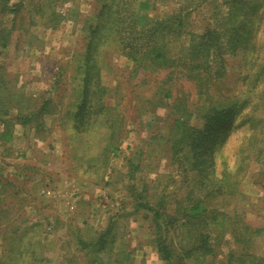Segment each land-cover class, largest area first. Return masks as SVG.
Segmentation results:
<instances>
[{
	"label": "rangeland",
	"instance_id": "374dc122",
	"mask_svg": "<svg viewBox=\"0 0 264 264\" xmlns=\"http://www.w3.org/2000/svg\"><path fill=\"white\" fill-rule=\"evenodd\" d=\"M20 1L0 0L7 44L0 45V112L7 122L0 127V264H229L231 252L264 257V231L253 235L245 227H264V20L260 54L249 53V64L224 56V74L211 87L179 70L137 69L115 43L103 45L96 54L101 71L91 80L99 93L90 91L91 101L82 104L91 30L108 0H54L39 13L33 10L41 0ZM146 1L149 20L184 22L172 45L177 55L191 34L225 30L222 17L233 3ZM226 95L248 104L209 126L204 157L193 150L184 160L185 152L172 147L181 136L177 121L206 129L204 111ZM195 162L200 167L191 169ZM226 173L219 190L215 178ZM132 190L152 208L140 206ZM77 202L80 209H71ZM54 219L65 225L53 231ZM66 230L68 238L53 237ZM103 232L110 245H92Z\"/></svg>",
	"mask_w": 264,
	"mask_h": 264
},
{
	"label": "trees",
	"instance_id": "16d2710c",
	"mask_svg": "<svg viewBox=\"0 0 264 264\" xmlns=\"http://www.w3.org/2000/svg\"><path fill=\"white\" fill-rule=\"evenodd\" d=\"M22 1L18 3V6H21ZM53 1L41 0L40 3L38 2L39 7L33 11L43 12L41 10L43 6H51ZM263 2L264 0H237V2L233 0V3L228 6L227 14L222 17V23L227 25L225 30L221 31L215 26L208 29L204 35L191 34L186 52L183 55H177L172 45L183 33L184 22L181 17L149 20L147 17L150 16L143 11L149 8V2L146 0H108L103 5L97 24L91 30L92 37L88 45L86 59L87 75L85 81L87 85L82 104L91 98L90 91L92 94L93 92L99 93V89L91 83L93 76L99 75V71H101V68L98 67L99 59L96 58V54L103 45L112 43H115L124 55L135 63L137 69H166L170 70V73L179 70L181 75L184 74L182 72H185L188 79H191L200 88L215 86L217 79L224 74V69L219 66L218 62L224 56H239L243 58L244 63L249 64V53L252 55L260 54L262 47L257 44V36L264 20V10H261L264 5ZM14 12L16 13V10ZM13 19L15 20V18ZM2 29L3 23L1 22L0 30ZM225 34L226 36H224ZM0 45L1 47L7 45L2 42L1 37ZM136 73L138 72L136 71ZM2 80L5 79L2 78ZM88 82L90 86H88ZM211 103L213 104L207 106V110L203 114L207 120L206 129L187 126L186 120L177 121L176 127L177 129L181 128V136L174 139L172 147L176 152H185L184 160L189 159L186 153L193 150L204 157L207 150L205 145L208 142L206 130L209 126H213L214 120L225 122L222 120L223 118L226 119L233 113L241 111L248 104L245 100L239 104L238 97L232 95L216 98L215 102L211 100ZM176 114L172 113V116ZM249 119L250 121L253 120L252 116ZM251 123L255 124L256 122L251 121ZM192 166L191 169H197L200 167V163L195 162ZM226 175L227 173L221 178H215L219 190L224 186ZM132 195L136 202L139 201L140 206L152 208L148 203L143 202L145 201L143 194L132 190ZM245 227L253 235H258L264 231V227L255 228L248 224ZM107 234L108 232H103L99 238L92 241V245L96 247L99 242L104 241L108 247L112 239ZM79 238L82 243L86 241L82 236ZM238 239L242 241V239ZM100 249L97 248L96 251ZM228 262L229 264H262L264 257L250 252L242 256H235L231 252Z\"/></svg>",
	"mask_w": 264,
	"mask_h": 264
},
{
	"label": "crops",
	"instance_id": "0c3cea01",
	"mask_svg": "<svg viewBox=\"0 0 264 264\" xmlns=\"http://www.w3.org/2000/svg\"><path fill=\"white\" fill-rule=\"evenodd\" d=\"M3 117H4V114L3 113H1L0 112V118L2 119V121H0V127L2 126L3 128H2V131H4L5 130V127H6V123L7 122H5V120H3ZM14 136V135H13ZM12 139H14V138H12ZM61 200V199H60ZM59 202V200H52V204L53 205H56L55 207H58L57 206V204H59L60 205V203H58ZM80 202H77L76 204H74V206H73V204L72 203H70L69 205H71L70 206V208L72 209L73 207V209L75 210L76 208H78L79 207V209H80V206L78 205ZM78 206V207H77ZM75 212H78L77 210L76 211H74L73 213H75ZM72 213V212H71ZM78 213H80V210H79V212ZM78 213H75L74 215L76 216V217H78ZM57 217V216H56ZM82 220V222H81V225L83 226L84 225V222H85V219L84 218H82L81 219ZM54 221V229H53V231H55L56 229H58V227H63L65 224L64 223H62V224H59L60 223V220H53ZM56 224H58L57 226H56ZM87 224V223H86ZM61 231V230H60ZM69 235H70V232H67V230L66 231H63V233H59V232H55L54 233V238H61V239H66V238H68L69 237ZM53 254H56V253H53ZM52 254V255H53Z\"/></svg>",
	"mask_w": 264,
	"mask_h": 264
}]
</instances>
